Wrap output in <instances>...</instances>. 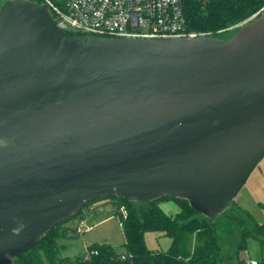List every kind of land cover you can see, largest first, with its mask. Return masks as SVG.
<instances>
[{"label": "water", "instance_id": "water-1", "mask_svg": "<svg viewBox=\"0 0 264 264\" xmlns=\"http://www.w3.org/2000/svg\"><path fill=\"white\" fill-rule=\"evenodd\" d=\"M264 157V12L230 38L78 35L0 5V264L96 198L186 199L211 223Z\"/></svg>", "mask_w": 264, "mask_h": 264}, {"label": "trees", "instance_id": "trees-1", "mask_svg": "<svg viewBox=\"0 0 264 264\" xmlns=\"http://www.w3.org/2000/svg\"><path fill=\"white\" fill-rule=\"evenodd\" d=\"M4 1L0 0V5ZM184 3L192 29L213 32L212 36L220 38L232 37L241 24L264 7V0H184ZM105 199L96 208L113 206L125 235L124 251H118L110 242H102L92 243L86 252L76 256H61L58 241L70 231L63 232L59 226L67 219L15 258L14 264H246L240 253L248 248V239L254 237L264 245V222L236 201L213 223L188 200L171 196L142 202L109 195L94 199L74 215L96 200ZM165 202H175L178 210L168 212L162 207ZM149 231L170 236L169 250L150 249L145 239ZM260 264H264V259Z\"/></svg>", "mask_w": 264, "mask_h": 264}, {"label": "built area", "instance_id": "built-area-1", "mask_svg": "<svg viewBox=\"0 0 264 264\" xmlns=\"http://www.w3.org/2000/svg\"><path fill=\"white\" fill-rule=\"evenodd\" d=\"M71 34L134 38H197L213 32L190 27L184 0H43ZM264 12V7L255 15ZM253 16V17H255ZM246 264H260L251 259Z\"/></svg>", "mask_w": 264, "mask_h": 264}, {"label": "rangeland", "instance_id": "rangeland-1", "mask_svg": "<svg viewBox=\"0 0 264 264\" xmlns=\"http://www.w3.org/2000/svg\"><path fill=\"white\" fill-rule=\"evenodd\" d=\"M106 200H96L93 205L87 206L82 212L60 224L59 228L63 229V232L66 229L70 231L69 235L58 241L61 256H76L86 252L92 243L102 242H110L118 251H124L125 235L120 217L115 215L113 206L105 204L96 208L98 203ZM234 201L248 209L260 222H264V157L252 171ZM162 207L172 213L178 210L175 202H165ZM145 239L147 246L155 251H167L172 244V238L160 232L149 231ZM240 257L246 261L251 259L262 261L264 245L258 239L250 237L248 248L241 251Z\"/></svg>", "mask_w": 264, "mask_h": 264}]
</instances>
